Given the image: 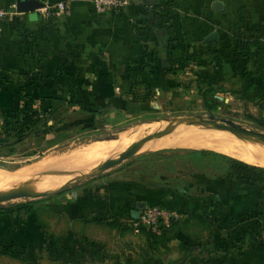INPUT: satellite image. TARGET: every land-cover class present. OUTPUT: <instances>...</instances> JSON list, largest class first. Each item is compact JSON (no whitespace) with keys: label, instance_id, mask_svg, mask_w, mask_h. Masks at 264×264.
Instances as JSON below:
<instances>
[{"label":"crops","instance_id":"obj_1","mask_svg":"<svg viewBox=\"0 0 264 264\" xmlns=\"http://www.w3.org/2000/svg\"><path fill=\"white\" fill-rule=\"evenodd\" d=\"M20 1L50 5L63 1L68 11L46 17L37 7L21 9ZM174 1L170 13L174 15L175 44L176 27L183 24L178 18L183 15H192L199 22L196 28L203 31L202 24H210L211 19L204 16L200 23L202 12L213 13L210 17L223 13L231 28L238 15H247L244 18L253 22L258 19L255 14L264 12V0ZM214 1L223 4V12L213 8ZM228 3L230 13L224 12ZM8 4H15L18 14L4 22L0 34V129L25 94L79 100L88 109H118L128 114L129 92L137 82L150 87L152 93L154 89L171 92L155 84V54L161 50L162 55L164 32L149 14L166 15L169 9L154 8L152 0H130L122 10L105 12H97L91 0H0V6ZM210 36L216 38L214 33ZM256 57L264 59V52ZM262 67L249 91L262 89L264 94ZM140 164L138 174L143 177H137L139 169L130 165L134 178L114 172L98 183H80L64 195L63 202L48 204L52 213L48 222L39 208H35V217L0 214V247L13 245L19 254L27 255L0 253V264H42L44 260L43 264H264V193L258 186L204 166L188 172L172 170L176 162L166 157ZM179 177L189 184L174 186L172 178ZM150 204L178 214L171 220L178 228L166 246L148 248L156 255L138 257L135 245L125 247L119 241V246L113 242L106 249L84 231L90 223L112 217L119 222L132 220ZM58 223L63 229H58ZM80 240L84 243L79 244ZM180 242L193 249L185 255L178 247ZM227 247L231 248L224 257Z\"/></svg>","mask_w":264,"mask_h":264},{"label":"rangeland","instance_id":"obj_2","mask_svg":"<svg viewBox=\"0 0 264 264\" xmlns=\"http://www.w3.org/2000/svg\"><path fill=\"white\" fill-rule=\"evenodd\" d=\"M223 1L227 3L228 0ZM229 6L230 3H228L226 8L224 7V12H231ZM205 7L207 8L206 11H208V6L206 5ZM210 15L214 14L200 13V16H202L200 23L205 21L204 16L211 19L210 24H202L203 31H201L200 26L199 29L196 28L199 22L196 23L192 15L189 17L183 15L178 18L183 20V24H179L176 27L178 38L176 41V66L178 70L173 79L181 82L182 87L176 91L173 90L165 93L154 89L153 98L143 106L142 111L134 114H125L122 110L118 109L107 110V123H104L103 127L101 126L96 130H86L82 125H86L88 120L83 119L82 114L79 111L73 110L72 106L69 107L68 104L62 103L53 107V113L50 115L48 122L49 125H52V128L47 135L36 137L32 133L26 132L19 140L12 135L17 126H12L11 130L7 132L2 125L0 137L4 138V146L0 147V170L10 173L22 170L49 157L56 156L62 158L69 154H87V152L89 154L90 150L93 149L92 147L107 145L118 139L122 141L114 152H110L98 161L89 163L68 173L59 179L58 182H53L54 184L50 183V185H54V188L38 192H50L46 196H27L38 193L24 191L26 196L3 202L4 207L33 200L35 201V208H39L43 219L48 222V219L52 217L48 204L54 201L63 202L65 199L64 195L74 190L78 185L80 186V183H98L106 179V176L113 175L114 172L121 173V176L126 175L128 178H134V174L129 169L130 165L134 170L139 169L140 162L156 160L159 157H166L170 161L174 160L176 167L172 168V170L178 168L183 172H188V169L193 170L192 167L196 170L199 166H204L208 170L214 169L216 172L227 173L226 157H231L232 155L225 152L211 150L204 146L192 147L194 146L192 144L184 146L179 144L166 147L160 144L154 148V143H150L141 151L136 150L126 159L111 167H104L98 174L86 180L74 179L87 175L98 167H102L105 162L111 161L132 147L140 138L164 129L168 125H174V127L165 134L169 131L173 133L168 134L163 142L169 140L173 145L177 141L179 143L184 142L187 137L185 135L189 136L186 142L192 143L193 140L198 141L197 137L199 136L202 137L200 139V142H202L205 139L203 136L212 131L221 133L227 137L235 136L242 139L236 136L235 132L219 129L214 126L202 125L191 119L182 123L179 121V119H185L189 116L200 115L203 119L207 120L210 115H213L215 117L213 121L218 126H227L223 119H228L246 129L264 132V127L260 123L264 120V94L262 89L251 90L246 93L239 92L241 80L235 61L234 49L237 39L245 35L242 34L244 28L243 26H241L242 28L236 27V21L234 20L232 21L233 28H231L229 24L225 23L223 13L215 14L214 18L210 17ZM255 16L258 18V14H255ZM196 33H199V35H196ZM212 33H214L215 39H211L210 35ZM204 38L205 43L210 40L211 44L202 43ZM262 52H264V46L260 48L259 54ZM263 64L264 59L257 57L253 59L251 68L253 71L255 69V74H258V71L263 68ZM199 86L202 87V90L211 88V91L206 92L204 97H202ZM203 102H205V105H210L211 109H206ZM157 119L160 120L150 121ZM139 129L143 131L135 134V131ZM174 132L177 135H174ZM179 132L181 135L178 134ZM102 138L106 139L94 141ZM128 138H132V140ZM259 146L264 149L263 144L260 143ZM231 158L235 157L232 156ZM250 165L264 168V163L262 162L251 163ZM135 172L137 177H143L142 174H138L140 169ZM186 179L190 180V178ZM30 181H39L41 185L45 182L42 178ZM172 181L174 182V186L177 187L189 184L188 181L180 179V177L172 178ZM161 182L160 180L159 183ZM46 184H49V182ZM256 186L264 193V182ZM26 187H32V185ZM33 187L37 186L33 185ZM61 188H64L61 192H51ZM16 190H23V187L17 185L11 191ZM131 221L119 222L118 219L112 217L108 221L104 219L90 223L91 225H88L84 231L88 232L91 238H97L98 245L103 243L106 249L111 247L113 242L115 246H119L117 244V241H119L125 247L135 245L138 257L145 258L150 254L156 255V251L152 252L148 250L150 246L147 243L146 232L141 227L138 231H135ZM58 224V229H63L60 223ZM168 227L170 229L167 230V235L173 234L178 228L175 223ZM118 236L119 238H117ZM83 243L80 240L79 244ZM89 243L90 241H88ZM90 244L97 245L94 242ZM43 262L46 263L45 260L42 261V264Z\"/></svg>","mask_w":264,"mask_h":264},{"label":"trees","instance_id":"obj_3","mask_svg":"<svg viewBox=\"0 0 264 264\" xmlns=\"http://www.w3.org/2000/svg\"><path fill=\"white\" fill-rule=\"evenodd\" d=\"M154 8H166L169 12L166 15H161L159 12L152 11L149 13L155 18L154 23H157L162 27L164 32V42L162 43L163 52L162 55L157 52L155 54V70L153 76L155 78V84L163 91H173L182 86V83L170 78L169 75L176 74L178 67L176 66V54L177 48L175 44V24H173L174 15L170 13V9L175 8L176 2L174 0H152ZM247 15H238L234 18L235 25H243L245 29V35L237 39L235 44L234 54L235 61L238 66V72L240 75L241 86L239 92H248L255 83V73L252 67L253 59L259 54L260 48L264 46V12L259 14L258 19L255 21H247L244 17ZM146 47V46H144ZM158 51V49H157ZM137 87L131 86L129 94L132 99L128 101L125 110L128 114L138 113L143 110L142 103L150 101L153 98V93L150 87L143 85L140 82L136 83ZM20 89V88H19ZM202 97L206 92L211 91V88L203 89L199 86ZM206 102V101H205ZM206 109H211L210 105H205ZM44 103L46 105H44ZM62 103L71 106H78L76 112L79 111L82 114L83 119L88 120V123L83 124V128L86 130H96L99 127H103L104 123H107V109H88L85 108L79 100H67L59 97H54L48 94H43L40 97H35L30 94L23 95V99L19 105L12 110L11 117H5L3 119V128L9 132L12 126H17L12 135L15 138L20 137L30 132L36 137H43L49 133L52 125H49L50 115L53 113V107ZM264 127V120L260 122ZM4 146V138L0 137V147ZM10 150V149H9ZM227 174L232 176L240 183L250 186L260 185L264 182V168L250 165L241 160L226 157ZM35 201H26L17 205L0 208V214H17L24 215L26 217H35ZM151 205V204H150ZM173 222L170 223V225ZM141 229L146 232L148 238V245L150 247L157 248L158 246H166V242L171 238L167 235L169 227H161L159 233L153 232L146 227L142 226ZM243 242V240H242ZM235 245L231 246L234 247ZM179 249L187 255L193 247L185 242H180ZM227 247L223 256L226 257L229 253ZM1 254H10L14 257L27 258V255H21L15 249L13 245L1 246ZM171 264H178V261H174Z\"/></svg>","mask_w":264,"mask_h":264},{"label":"bare ground","instance_id":"obj_4","mask_svg":"<svg viewBox=\"0 0 264 264\" xmlns=\"http://www.w3.org/2000/svg\"><path fill=\"white\" fill-rule=\"evenodd\" d=\"M142 131H140V129L136 130L135 134H138ZM171 133L173 132L169 131L167 134L164 133L165 136H163L164 135L163 134L151 141H148L142 144L137 151H141L142 149L147 147V145H149L150 143H154L153 144L154 148L159 146L160 144H162L164 147L175 146L179 144L183 146L192 144L194 145L192 147L204 146L211 150L213 149V150L225 152L249 164L256 163V162L264 163V149L261 148V146H259L261 142L256 139L246 137L244 135L242 136L240 133H237V132H235L234 134L236 136L241 137L243 140L235 136L227 137L221 133L212 131L203 136L205 137V139L202 142H200V139L202 138L200 136L197 137V139H199L198 141L193 140L192 143H190L189 141L186 142L189 136L185 135V137L186 136L187 137H186V140H184V142L179 143L177 141V143L175 142L174 145L171 142H169V140L167 141L165 140L163 142L164 138L168 134H171ZM178 134H180V132ZM174 135H177V133L175 134L174 132ZM130 139L132 140V138ZM121 142H122L121 139H118V140H115L113 143H110L107 145L92 147L93 149L90 150V153L88 154L87 152L88 156L86 153L72 154V155L69 154L68 156H65L62 158L60 157L58 158L54 156V157L43 159L42 161L35 163L29 167H26L22 170H19L17 172L10 173V172H5V171L0 170V194L11 191L13 187L17 185L19 187H23L24 191H31V193H38L44 190H49L51 188H54V185H50V183L54 184L53 182H56V181L58 182L59 179L63 178L68 173L73 172L80 167L86 166L89 163L96 162L100 158H102L104 155L110 152H114V150H116L119 147ZM40 178L45 180L46 183L49 182V184H46L45 182H43V184L41 185V182L39 181H30L33 179H40ZM38 184H40V186H38ZM29 185H32V187H26ZM33 185L37 187H33Z\"/></svg>","mask_w":264,"mask_h":264},{"label":"built area","instance_id":"obj_5","mask_svg":"<svg viewBox=\"0 0 264 264\" xmlns=\"http://www.w3.org/2000/svg\"><path fill=\"white\" fill-rule=\"evenodd\" d=\"M94 9L97 12L105 11H119L125 8L130 0H91ZM37 11L44 16L56 13H66L68 11L67 5L63 2H57L54 5L43 2V6L37 8ZM18 11L15 4H8L0 6V34L3 31L4 22L10 20ZM178 214L166 210L164 207L151 204L146 205L138 212V216L132 219V227L138 231L140 227L144 226L147 229L159 233L161 227H168L171 220L177 219Z\"/></svg>","mask_w":264,"mask_h":264},{"label":"water","instance_id":"obj_6","mask_svg":"<svg viewBox=\"0 0 264 264\" xmlns=\"http://www.w3.org/2000/svg\"><path fill=\"white\" fill-rule=\"evenodd\" d=\"M19 5H20V8L23 9V10L25 9L24 6H27L28 7L27 9H29V10H34L36 7L37 8L42 7L43 3L42 4L41 3H37L35 1H30V2H25L24 3V2L20 1ZM212 6H213V8L215 10H221L222 7H223V4L220 1H214ZM190 119L194 120V121H196V122H198V123H200L202 125L214 126L216 128H219V129H224V130H229V131H234V132L240 133V134H242V135H244L246 137H250V138L256 139V140L260 141L264 145V132H261L259 130L246 129V128L234 123L231 120L223 119L224 123L227 125L225 127L216 125V123H214V121H213V120H215V117L213 115H210L207 120L203 119L200 115H195V116H189V117H187L185 119H179V121H181V123H182V122L190 120ZM159 120L160 119L150 120V121H159ZM173 127H174V125H168L164 129H161L159 131L150 133L149 135H146L145 137L140 138L134 145H132V147H130L129 149L125 150L118 157L112 159L111 161L105 162L102 165V167H98V168L94 169L93 171H91L90 173H88L87 175H84V176H81V177H76L74 179L86 180V179L90 178L91 176H93L95 174H98L104 167H111V166L121 162L122 160H124L127 157H129L136 150H138L139 147L142 144H144V143H146L148 141H151V140L163 135L164 133H166L168 130H170ZM105 139L102 138V139H97V140H94V141L105 140ZM64 188L57 189V190H54V191H51V192L52 193L61 192ZM48 193H50V192H42V193L33 194V195H27V196L43 197V196H46ZM23 196H26L24 194V190L9 191L7 193L0 194V208L4 207L3 202H7L9 200L20 198V197H23ZM137 216H138V213L134 217H137Z\"/></svg>","mask_w":264,"mask_h":264}]
</instances>
